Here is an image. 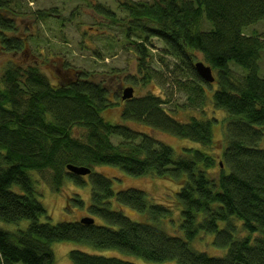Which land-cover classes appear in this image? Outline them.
I'll return each instance as SVG.
<instances>
[{
    "label": "trees",
    "instance_id": "16d2710c",
    "mask_svg": "<svg viewBox=\"0 0 264 264\" xmlns=\"http://www.w3.org/2000/svg\"><path fill=\"white\" fill-rule=\"evenodd\" d=\"M34 1L0 0L3 51L29 55L19 26ZM86 1L120 29L136 73L122 78L124 69L113 68L99 77L65 65L63 76L51 80L24 55L20 62L8 60L0 76V264H55L52 243L63 240L155 262L264 264V29L247 31L264 22V0H116L126 12L121 16L98 0ZM56 8L37 9L31 17L42 24L59 16ZM154 49L166 67L162 82L174 84L182 101L151 90L158 85ZM200 59L211 67L214 82L197 70ZM127 87L133 96L123 98ZM142 88L147 91L140 93ZM115 108L119 121L103 116ZM134 123L186 144L176 152ZM102 164L134 176H159L178 188L161 203L145 189L115 191L112 178L96 170ZM69 165L90 172L78 174ZM36 173L57 192L68 181L90 183L86 216L94 222H53ZM70 201L84 206L77 194L68 196L69 206ZM122 206L140 218L126 216ZM209 233L224 253L194 246ZM68 254L73 264H136L78 248Z\"/></svg>",
    "mask_w": 264,
    "mask_h": 264
},
{
    "label": "rangeland",
    "instance_id": "374dc122",
    "mask_svg": "<svg viewBox=\"0 0 264 264\" xmlns=\"http://www.w3.org/2000/svg\"><path fill=\"white\" fill-rule=\"evenodd\" d=\"M98 1L110 6L119 16L126 14L125 11H121L119 9L116 0ZM88 4L89 2L86 0H35L34 2H30V6L25 7V10L29 12V16L27 18H23L20 21L19 26V34L28 39L29 49L27 50L29 55L27 56L24 52H6L3 51L0 46V76L7 66L9 59L13 58L20 62L23 59V55L30 59V63H35L41 66L44 73L51 80H59L60 77L63 76L65 65H69L74 72L75 70L95 71L99 77H103L105 74L110 75L113 68L124 69L122 78L127 76L129 73L135 74L136 60L134 59L133 54L128 51V42L123 40L120 29L115 25L110 26L105 19L94 13ZM51 8H56L59 11V16L51 17L42 24H40V19L31 17L32 12L37 9ZM62 17H65V20L67 21L64 25L61 21ZM253 28L259 29V31L263 30L264 22H259L258 24L248 28L247 31H251ZM152 42L157 48L161 46V43L156 39H153ZM41 51H44L47 58L44 59V55L42 54L39 55ZM97 51H100V53L103 54V58H99L97 56L98 53H94ZM154 52H156L157 55V49H154ZM154 65L158 71V77H156L158 85L151 84V90L155 93L163 95L165 99L182 101V95L176 90L174 84L171 85L169 82H162L167 75H163V69L165 70L166 67L158 60V55L155 57ZM261 66L264 74V57L261 62ZM168 79L174 80L172 76H169ZM161 83L164 84V87ZM109 84H115V88L119 85L118 82L117 84L114 82V79L109 80ZM146 91V89L142 88L140 93H144ZM118 111L119 110L115 108L103 114V116L107 117L109 120L119 121L117 118L119 114ZM208 112L210 113V111ZM192 113L198 114L200 111H192ZM215 115L222 117L221 112H217ZM130 122L133 121H127L128 124H130ZM132 125V127L143 129L155 137L163 140L165 143L171 145L176 152H179L177 151V148L186 144V142H181L177 137L168 133L153 130L135 123ZM113 140L115 143L119 142L118 138H113ZM96 170L102 171L112 178L115 191L125 189L127 187L145 189L152 193L154 203H161L160 201L162 198L165 200L168 196H172L173 192L178 188L174 189L175 185H173V182L168 179L164 180L165 178L154 175L151 176L152 178L149 176H134L124 172L118 167L110 165H99ZM41 175L42 174L39 173H36L35 175L39 179L38 183H40L39 189L42 193L41 200L51 214L53 222L56 223L63 220L76 221L89 214L88 205L91 201L90 183H87L85 186H80L74 184L72 181H68L64 190L57 192L50 188L46 180L43 179ZM71 194L79 195L84 201V206H80L74 201H70L69 206L68 196H71ZM122 208L126 213L124 214L131 219L133 217L137 219L140 218L139 215L132 211L133 209L130 207L122 206ZM174 214H178V211H175ZM98 221L102 222L99 218ZM1 225L8 230L17 229V226L12 223L3 222ZM202 235L197 238V241H195L194 246L196 248L207 250L211 254H222L226 251L213 246L212 239L214 235H212V233L206 235L208 238L204 235L202 237ZM52 248L55 254V264H73L68 253L74 248L104 256L120 257L136 264H180L175 260L163 262L150 261L140 256L124 253L119 249L96 248L89 244L70 240L55 241L52 243ZM217 251L220 253H217Z\"/></svg>",
    "mask_w": 264,
    "mask_h": 264
},
{
    "label": "water",
    "instance_id": "95a60500",
    "mask_svg": "<svg viewBox=\"0 0 264 264\" xmlns=\"http://www.w3.org/2000/svg\"><path fill=\"white\" fill-rule=\"evenodd\" d=\"M196 68L199 71V73L202 75V77L208 81V82H214L215 77L213 75L212 69L209 65H206L203 61H198L196 62ZM133 87H127L123 91V98H130L133 96ZM68 169L78 173V174H88L90 172L89 168L86 167H79L75 165H69ZM82 222L86 223H93L94 219L88 216L82 217L80 219Z\"/></svg>",
    "mask_w": 264,
    "mask_h": 264
},
{
    "label": "bare ground",
    "instance_id": "6f19581e",
    "mask_svg": "<svg viewBox=\"0 0 264 264\" xmlns=\"http://www.w3.org/2000/svg\"><path fill=\"white\" fill-rule=\"evenodd\" d=\"M176 261V260H175Z\"/></svg>",
    "mask_w": 264,
    "mask_h": 264
}]
</instances>
